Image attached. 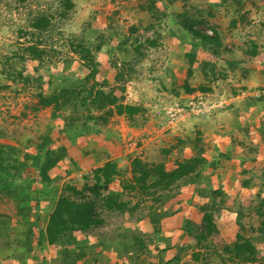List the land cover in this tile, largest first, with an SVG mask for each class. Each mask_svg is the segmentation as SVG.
Listing matches in <instances>:
<instances>
[{"label":"rangeland","instance_id":"obj_1","mask_svg":"<svg viewBox=\"0 0 264 264\" xmlns=\"http://www.w3.org/2000/svg\"><path fill=\"white\" fill-rule=\"evenodd\" d=\"M74 1L75 7L63 15L60 0H0V146L17 147V155L22 158L24 151H36V145L44 135L52 134L55 148L62 144L67 148L66 157L50 171V181H43L40 172L34 168H29L25 174L34 179L33 182L17 180L22 187L20 195L30 192V200H34L33 190H40L41 225L45 226L61 194H73L66 186L72 184L82 189L85 183L92 185L93 169L107 159L119 163L122 172L112 187L121 190V183L132 177L134 157L150 163L165 162L171 167L177 160L198 154L199 144L208 159L217 158L219 163L216 168H210L212 173L205 174L200 182L181 181L174 188L173 197L159 209L162 232L154 233L149 215L151 205L160 204L152 197L143 199L133 191H126L122 198L129 201L130 206L143 199L141 206L124 213L99 205L104 223L76 233V238L89 252L77 264H167L166 261L179 249L183 251L179 264H206L192 258L194 250L205 252L208 264H222L215 250H221L233 239L238 229L236 217L245 226L242 233L259 239L257 246L262 260L252 264H264V239L259 238L261 217L255 209L264 197V190L262 195L257 194L260 185H264V99H257L264 94V0H156V10L167 12L159 19L146 8L150 0ZM40 12L52 15L53 27L37 37L46 40L44 45L48 49L56 50L53 62H47L53 83L47 76L42 84L45 93H51L61 77L72 78L73 85L84 78L88 69L71 49V41L83 39L93 47L102 43L97 52L101 77H107L112 87H118L119 95L120 87L125 85V101L141 106L142 110L133 118L114 114L106 124L81 119L78 126L84 130L83 135L69 139L63 117H53L52 106H38L37 93L42 88L33 83L14 81L3 72L7 58L16 51L22 52L28 44L31 35L26 36L21 31H33L31 22ZM181 12L205 19L207 24L200 27L210 34L214 33L215 27L221 33L224 47L231 50L214 58V78L211 68L207 75L203 72V63L210 54L205 49L198 50L190 82L193 86L206 85L212 90L188 93L182 87L189 65L185 53L193 45L191 36L183 35ZM234 20L236 25H233ZM150 22H155L161 33L156 46L146 44V37L155 35L154 31L144 28ZM132 25L139 26L140 32L130 33ZM127 35L131 37L125 42ZM251 40L258 43L260 54L257 56L244 52ZM139 42L144 46L138 52L135 45ZM226 60L237 63L230 65ZM21 64L16 62L18 67ZM37 64V61L28 60L26 74L38 75L34 69ZM119 71L122 77L116 80ZM69 72H75L74 76ZM192 99L205 100L210 109L186 114L171 109L174 103L188 109ZM59 113L69 115L72 112L64 109ZM198 138L201 139L199 143ZM221 151L230 154L231 158H219ZM245 178L252 180L249 187L241 183ZM221 185L227 190L226 207L229 208L219 218L220 233L204 247H198L191 232L200 228L202 193L210 194L213 188ZM86 195L94 197L90 190H86ZM238 209H241V215L236 213ZM3 215L9 224L0 234V264H19V257L8 259L6 254L27 249L18 243V238L24 236L25 226L21 223L15 200L8 195L0 196V217ZM133 233L148 239L149 252L138 255L135 247L127 246L126 239ZM39 247L34 246L27 264H40L37 258L42 259L43 255L47 257L45 264H59L62 260L59 247L47 245L44 252ZM160 247L169 248L160 252Z\"/></svg>","mask_w":264,"mask_h":264},{"label":"trees","instance_id":"obj_2","mask_svg":"<svg viewBox=\"0 0 264 264\" xmlns=\"http://www.w3.org/2000/svg\"><path fill=\"white\" fill-rule=\"evenodd\" d=\"M60 1L63 7V15H67L75 7L74 0ZM142 7L145 6L142 5ZM146 8L156 19L167 14L165 11L159 13V9L156 10V0H150ZM51 16L48 12H40L31 22L33 31H21L22 34L31 36L29 37L28 44L23 47L22 52L16 51L15 55L7 58L3 72L8 78H12L14 81L20 80L23 83H33L42 88L37 93L38 106H52V116L57 117L61 115L63 117L67 127L65 131L66 136L72 140L82 136L84 133V130L78 126V121L81 119H91L97 124H106L114 114L127 115L133 118L139 113L142 110L141 106L133 105L125 101V85L120 87L121 94L119 95L116 92L118 87H112L107 77H101V62L97 56V52L102 47V43L100 42L93 47L83 39L71 41L72 51L79 56L83 66L88 69V72L83 79H80L79 83L74 85L72 78H58L60 83L56 84V87H54L51 93H45L42 84L46 77L48 76L50 83H53L47 62H53L56 50L48 49L44 45L46 40L43 37H37V35L48 32L53 27ZM179 17L184 31L183 35L185 37L186 34H189L193 45L192 49L185 53L189 65L182 87L188 93L212 90L209 86H193L190 82V77L194 72L193 65L198 60V50L202 48L210 54L211 57L203 63V72L207 75L209 72L208 68H211L213 72L212 78L216 77V72L213 71L216 65L215 59L220 57L223 51L231 50L224 47L221 33L215 27H213V34L208 33L200 27L202 24H207L205 19L192 17L187 12L179 13ZM236 24V20H234L233 25ZM144 28L146 31H154L155 34L154 37H146V44L156 46L161 36L160 31L156 28V23L150 22ZM137 32H140V27L132 25L130 27V33L134 34ZM130 37L131 35H127L124 39L125 42H128ZM249 43L244 51L245 54L250 56L260 54L258 43L255 40H251ZM142 46H144V43L139 42L136 44V51L139 52ZM16 60L22 63L20 67L16 66ZM28 60L38 62L37 66L34 67L38 75L32 76L26 74ZM226 62L230 65L237 63L236 60H226ZM69 73H72V77L75 74V72ZM121 77L122 72H117L116 80H119ZM257 99L263 100L264 94L260 95ZM64 109L71 110L72 113L69 115L59 113ZM97 111L101 113H95ZM262 128H264V124ZM200 141L201 139L198 138V143ZM55 144L56 141L53 135L46 134L37 143L36 151H24L22 158L17 155L19 151L17 147L7 144L0 146V196L8 195L15 200L17 212L22 217L21 223L25 226L23 230L24 236L23 238H18V243L27 249L17 253L10 252L6 254V258L8 259L19 257V264H27L30 253L36 245L40 246L39 248L42 252L46 250L47 245L59 247L60 257L62 259L59 264H77L89 252L85 249V244L76 238V233L89 231L104 223V218L98 210L99 205L109 210H119L126 213L139 208L143 199L152 197L160 206L151 205L150 220L154 233L162 232V216L159 209L170 197H173L172 193L174 188L178 187L181 181H189L192 183L200 182L205 174L209 176L212 173L210 168H216L219 163V159L217 160V158L212 160L208 159L204 155L203 146L199 144L197 145L199 146L198 154L177 160L171 167H168L165 162L150 163L141 157H134L131 161L132 177L121 183L122 188L120 190L113 188L112 184L122 171L120 170L118 161L109 158L103 165L93 169L92 177L94 178V182L92 185L85 183L82 189H78L72 184L66 186V190L73 194L63 193L58 197L52 211L49 213L45 226H42L40 215V201L42 197L40 190L34 189V196H32L34 200H30L28 197L30 192L25 195H20L19 190L22 187L18 185L17 180L33 182L34 179L32 180L30 176L28 177L25 174L29 168H34L40 172L43 181H50L52 179L50 171L67 155L65 145L62 144L59 148H55ZM221 157L231 158V155L221 151L219 158ZM78 166L80 167L79 164ZM70 171L71 169L68 172ZM85 177L87 178V175ZM241 183L243 186L249 187L252 180L251 178H245L242 179ZM23 187L24 189L27 188L24 185ZM86 190H90L94 197L89 198L86 195ZM263 190L264 185H260L257 193L258 196L262 195ZM126 191H133L143 199L137 201L133 206H130V202L122 198L123 193ZM226 191L224 185H221L213 188L210 194L202 193L203 197L200 199L201 204L199 207L202 212L199 216L201 221L200 228L195 229V232L190 231L194 235V240L198 247H204L210 239H213V237L220 233L219 218L222 216L224 210H228L229 208L226 207ZM31 201H34V204ZM255 209L261 217L259 238L264 239L263 196ZM240 210H236L238 215L242 214ZM236 222L238 229H236L233 239L226 242L221 250H215V254H217L222 264H252L261 262V253L257 246L259 239L246 236L242 233V230H245V226L238 217H236ZM6 224L8 225L9 222L5 220L3 215V217H0V234L4 233L3 228ZM184 229L189 231L187 225H184ZM126 240L128 242L127 246L129 248L132 246L135 247L138 255L146 251L149 252L150 250L148 239L142 234H129ZM168 248L160 247L158 250L165 252ZM182 252L180 249L176 251V254L166 261L167 264H179L182 259ZM192 258L196 262L203 261L206 264L209 262L205 252L200 250H194ZM37 259L40 264H45L47 261L46 255H43L42 259Z\"/></svg>","mask_w":264,"mask_h":264},{"label":"built area","instance_id":"obj_3","mask_svg":"<svg viewBox=\"0 0 264 264\" xmlns=\"http://www.w3.org/2000/svg\"><path fill=\"white\" fill-rule=\"evenodd\" d=\"M188 109H186L185 107H181L178 103H174L173 105H171V109L172 110H177V111H182L184 112V114L186 113H200V112H204V111H208L210 109L209 105H207V103L205 102V100L203 99H198V100H190L188 103ZM173 112V111H172ZM172 116H174V114L172 113Z\"/></svg>","mask_w":264,"mask_h":264}]
</instances>
